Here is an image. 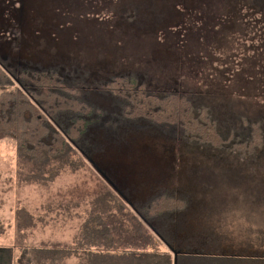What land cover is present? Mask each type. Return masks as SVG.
<instances>
[{
	"label": "trees",
	"instance_id": "trees-1",
	"mask_svg": "<svg viewBox=\"0 0 264 264\" xmlns=\"http://www.w3.org/2000/svg\"><path fill=\"white\" fill-rule=\"evenodd\" d=\"M254 4L264 10V0ZM182 8L174 4L172 31L186 21ZM124 22L134 25L128 16ZM24 24L15 27L19 37L9 30L10 41H0V142L14 144L29 182L53 181L87 165L107 193L90 200L72 247L44 254V248L24 246L17 264H61L72 257L82 264H176L175 252H181L177 264H264V228L256 238L227 232L218 206L229 205L228 192L207 200L186 188L196 179L193 169L215 173L200 184L212 190L228 173L187 159L242 161L264 170V114L250 117L219 105L209 93L216 88L200 87V75L191 81L179 53L151 54L139 64L128 62L135 60L129 53L86 63L64 48L37 45ZM115 152L134 164V173L118 181L113 170L104 172L130 203L97 171L94 157ZM142 158L157 162L143 171ZM81 199L61 205L70 211ZM33 222L28 210L18 212L20 227Z\"/></svg>",
	"mask_w": 264,
	"mask_h": 264
},
{
	"label": "rangeland",
	"instance_id": "rangeland-1",
	"mask_svg": "<svg viewBox=\"0 0 264 264\" xmlns=\"http://www.w3.org/2000/svg\"><path fill=\"white\" fill-rule=\"evenodd\" d=\"M176 3L183 7L186 21L178 31H172L169 21ZM7 5L16 17L9 16ZM127 16L133 19L131 28L124 22ZM29 18H33L31 22ZM25 20L26 29L35 32L37 45L40 40L43 48H64L86 63L100 56L129 53L135 60L128 62L139 64L151 54L172 57L179 53L191 81L200 75V87L216 88L209 93L218 96L219 105L235 106L250 117L264 114V10L256 9L254 0H0V41H10L9 30L19 37L15 27ZM94 159L103 171L113 170L118 181L129 179L135 171L134 164L121 153ZM153 162L157 159L142 158L140 169L145 171L144 165ZM186 162L228 172L219 178L223 185L212 190L200 184L206 175L215 177V173L193 169L196 179L188 181L186 188L207 200L228 192L224 195L227 207L215 202L226 220L227 232L233 238L258 237L264 228V170L242 161ZM27 173L17 162L14 144L0 142V247L14 245L13 264L24 254V246L44 248V254L49 248L72 247L90 200L107 193L103 180L87 165L77 173L62 172L44 183L27 181ZM75 197L83 199L65 211L61 204ZM22 209L34 219L28 229L18 225ZM61 264L82 263L72 257Z\"/></svg>",
	"mask_w": 264,
	"mask_h": 264
},
{
	"label": "crops",
	"instance_id": "crops-1",
	"mask_svg": "<svg viewBox=\"0 0 264 264\" xmlns=\"http://www.w3.org/2000/svg\"><path fill=\"white\" fill-rule=\"evenodd\" d=\"M14 245L11 247H0V264H13L14 261Z\"/></svg>",
	"mask_w": 264,
	"mask_h": 264
},
{
	"label": "water",
	"instance_id": "water-1",
	"mask_svg": "<svg viewBox=\"0 0 264 264\" xmlns=\"http://www.w3.org/2000/svg\"><path fill=\"white\" fill-rule=\"evenodd\" d=\"M93 163L94 161L91 160ZM95 164V163H94ZM97 166V165H96ZM97 171L108 181V183L123 197V199L130 203V201L127 199L126 196H124V194L117 188V186L107 177V175L105 173H103L99 168H97ZM181 252H178L176 253L175 252V255H176V264H177V254H180Z\"/></svg>",
	"mask_w": 264,
	"mask_h": 264
},
{
	"label": "flooded vegetation",
	"instance_id": "flooded-vegetation-1",
	"mask_svg": "<svg viewBox=\"0 0 264 264\" xmlns=\"http://www.w3.org/2000/svg\"><path fill=\"white\" fill-rule=\"evenodd\" d=\"M2 1H4V2H7L8 3V0H2ZM9 16H11V15H9ZM184 160H186L185 158H183ZM152 164H154V162L152 163ZM152 164H150V166L152 165ZM97 167L103 172V173H105L98 165H97ZM106 171H108L109 172V169H106ZM112 173V172H111ZM106 174V173H105ZM108 177V176H107ZM118 188V187H117ZM119 189V188H118ZM120 190V189H119Z\"/></svg>",
	"mask_w": 264,
	"mask_h": 264
}]
</instances>
